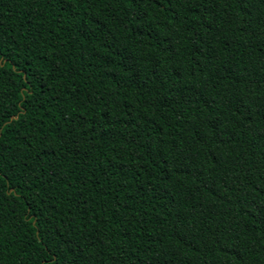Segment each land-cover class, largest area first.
<instances>
[{"label":"trees","instance_id":"obj_1","mask_svg":"<svg viewBox=\"0 0 264 264\" xmlns=\"http://www.w3.org/2000/svg\"><path fill=\"white\" fill-rule=\"evenodd\" d=\"M0 264H264V0H0Z\"/></svg>","mask_w":264,"mask_h":264}]
</instances>
